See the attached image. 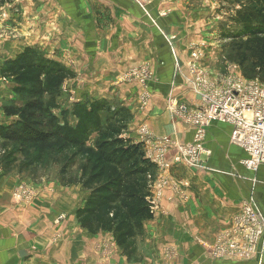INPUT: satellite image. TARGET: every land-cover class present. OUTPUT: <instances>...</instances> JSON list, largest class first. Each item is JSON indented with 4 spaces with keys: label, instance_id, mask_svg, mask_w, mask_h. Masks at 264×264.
<instances>
[{
    "label": "crops",
    "instance_id": "obj_1",
    "mask_svg": "<svg viewBox=\"0 0 264 264\" xmlns=\"http://www.w3.org/2000/svg\"><path fill=\"white\" fill-rule=\"evenodd\" d=\"M187 1L0 0V27L12 25L7 35L0 29V70L24 48L37 49L39 45L47 60L78 72L82 86L76 95L77 104L100 99L121 105L134 116V126L146 121L155 135L168 134L189 142L192 129L173 123L165 111L168 93L189 105L195 103L177 77V70L188 66V43L193 38L185 30L191 22L184 13ZM164 10L167 15L162 14ZM145 66L152 73L147 89L150 102L141 113V88L136 82L122 84L121 75ZM4 91V85L0 86V96ZM206 146L209 150L215 146L222 158L227 156L226 150L234 152L232 159L241 171L238 181L235 177L227 181L233 180L238 186L245 179L253 181V198L264 215V166L250 172L241 165L246 155L230 144L229 128L224 125L208 127ZM207 180L200 176L189 180L185 202L173 199L168 191L164 193L159 212L143 223V232L137 236L142 238L140 264H264V252L253 261H217L202 249V243H212L216 234L230 226L240 210L231 202L240 203L242 198L240 190H205ZM18 182L14 174H0V264H105L99 248L106 238L117 246L112 235L91 234L75 219L76 210L88 197L85 191L51 187L38 193L32 203L17 204L11 192ZM165 248L176 253L173 259L163 256ZM110 260L129 264L117 250Z\"/></svg>",
    "mask_w": 264,
    "mask_h": 264
},
{
    "label": "rangeland",
    "instance_id": "obj_2",
    "mask_svg": "<svg viewBox=\"0 0 264 264\" xmlns=\"http://www.w3.org/2000/svg\"><path fill=\"white\" fill-rule=\"evenodd\" d=\"M6 1L13 2V0ZM187 3L189 5L186 6V10L184 11V13L185 16L191 17V22H186V26L185 20L184 23H182L186 27H184L185 30L191 33L193 37L192 39H189L190 41L188 43V64L190 63V47H197L196 50L200 51L203 48L204 56L201 58L196 67L198 70H203L210 74V77L213 79V81H216V83L223 82L225 78L232 74L239 75L242 79L245 80L264 81V71H259L251 64L249 60L244 59L242 55L244 51L242 40H240L241 38L237 39L242 32V27L244 25V15L253 12L255 6L250 5L248 3V0H188ZM4 14L6 20L8 18L7 10L4 11ZM162 14L167 15L168 11L164 10L162 11ZM2 18H4V16H2ZM11 26L12 25L9 26V24L7 23L5 26H1L0 29L6 30L7 35ZM10 38H7L6 40L10 41ZM27 49L34 50L33 52H37V54L40 55L39 57L50 63V69H62L63 71L70 73L72 76L56 85L54 89H50L47 87V77H45V75H41L40 87H37L34 83L21 82L17 79H14L13 77H10V64L13 61H16L19 56L23 55L25 51H27ZM172 57L173 61L177 63L174 55H172ZM71 65L72 64L69 63V66ZM142 70L143 69H139L136 71L140 72ZM186 71L187 67L185 70L181 68L183 79L186 77ZM123 73L121 75L122 84L136 82V84L141 88L139 99L140 105L138 110L142 113L143 111L147 110L148 104L150 102L149 94L147 91L149 82H147L146 86L143 87L138 80L136 81L131 79L130 81H128L124 79L125 75H129V71H125ZM177 73H179L178 70ZM50 77H52V74ZM183 79L182 83H185ZM45 82L46 84H44ZM80 82L81 78L78 77V72L75 71V69L62 68V66L58 62H56L55 60L53 61V59L51 58L47 60L43 51L40 50L39 45L37 46V49L35 46L24 48L22 52L15 57V59L6 61L3 68L0 70V86L4 85L5 90L4 96H0V133L1 131H8L9 129L13 128L16 129L14 127V124L16 122L25 123L26 119H23L22 114L26 116L29 113L32 115L34 121L41 124V127H34L38 132L41 131L42 128H45L46 131L42 130L44 132L48 133L51 131V129H49V126L46 127L49 121L47 118L48 114L54 116L61 126L64 125L68 128L76 126L78 118L74 112L75 110H77L76 107L79 105L77 104L78 100L76 99V95L82 86L80 85ZM183 87H185V84ZM144 94H146L148 98ZM190 94L192 95V93ZM168 96L169 100H177L172 93H168ZM146 98L147 101H144V103L143 100H145ZM97 102L103 103L108 108L100 110L95 116V120H98L103 126V131L106 129V124L108 123L110 116L114 118L113 113L121 112V114L127 116L126 128L121 134L122 139H128L135 144H143L140 142L141 135L139 134V130L142 126H146L148 130L153 135H155V133L151 131L148 124L145 123L146 121H141L137 126H134V116L126 111V108H122L121 105H114L112 102L108 103L107 101L100 99ZM30 104H39L42 107L40 108V112L36 110H28L27 108ZM91 104L92 103H83L86 109H88ZM165 111L166 114L170 116V119L172 118L173 123L175 122L176 124H182L179 121L180 119L176 117L175 113L171 114L168 111L167 102L165 103ZM155 136L163 137L158 135ZM166 136L173 139V136L171 135L167 134ZM91 139L92 140L90 144L94 141H97V138L95 137H91ZM178 141L180 143H188L187 141H181L180 139ZM26 145L24 149L23 144L8 140L4 141L3 139H0V174H14V176H17L19 178V182L11 192V198L15 203H32L38 197V193L40 194V192H44L45 189L49 190L51 187L56 188L57 190L79 187L83 191H85L87 195L89 194V191H91V189L84 187V185L89 176L90 168L88 169L83 157L78 158L72 165H68V163L56 165L53 162L52 157L57 148L51 146L50 148L46 149L45 156L42 158L41 162L35 163L34 161L36 158L34 159V157H36L37 152L34 148H29V146ZM209 148L211 150L210 155L203 156V164H205L203 167L192 168L187 164L177 163L165 170V175H168L172 179H177L178 181L182 179V183L186 181L188 182V188L184 189L187 195V199L190 188L189 180L193 181L198 176L206 177V179H209L204 182L205 190L225 191L226 189H228L229 192L233 190L238 192V190H240L241 195L239 192L238 193L239 199L242 197L241 202L239 203L240 200L237 199V201L231 202V204L234 205L238 204L236 206L238 210L241 208L244 201H246L250 197L253 198V191L255 190V186L253 187V181L250 182L245 179V181L243 180V182H241V185L238 186V183L233 180L235 177V180L238 181L236 177H238L239 171H241V169L238 167V164L235 163V161L232 159V154L234 152L231 150L227 152L226 150L227 156L222 158L220 157V153L219 151H217L215 146H210ZM148 151H150V149H146L143 144L144 155H146V152ZM173 155L174 151L168 150L165 158L169 160L173 157ZM164 172L162 171L161 173L163 174ZM158 174L159 173L157 172L155 176H158ZM228 177H232L233 180L227 181ZM224 183L225 185H223ZM220 185L222 187H220ZM257 187H259V185ZM169 189L171 188L169 187ZM169 193L172 195L171 191H169ZM171 197L173 199L177 198L173 195ZM172 198L171 201H169L171 203H173ZM239 211L240 210H238V213ZM260 215L262 216V218H264V215L261 211ZM232 222L233 219L231 220V224L228 228L223 229L214 236L212 243H202V249L207 252L212 257V259L217 261H253L256 258V255L250 258L242 256L241 253H246V250H248L249 248V246L247 244L244 245L243 242H236V245L233 246L231 244H226L223 245L222 248H216L218 240L225 237L226 232L231 229ZM101 233L108 234L104 232H100L98 234ZM140 237H136L134 240H132V242L128 245V248L119 247L118 245L117 247L110 238H106L104 240V243L101 242V247L99 248V256L103 260V263L105 262V264H113L110 259L114 257L117 250L119 252V255L123 259H125L127 263L140 264L141 260L143 259L141 249L142 238L140 239ZM231 248H236V250ZM210 249H213L216 253L218 252L222 254L224 258L219 259L217 257H214L211 254L212 252H210ZM169 250L172 249L165 248L162 251V254L164 257L167 256L168 258L173 259L176 253L172 250L170 252L171 254L169 255Z\"/></svg>",
    "mask_w": 264,
    "mask_h": 264
},
{
    "label": "trees",
    "instance_id": "obj_3",
    "mask_svg": "<svg viewBox=\"0 0 264 264\" xmlns=\"http://www.w3.org/2000/svg\"><path fill=\"white\" fill-rule=\"evenodd\" d=\"M248 3L255 7L253 12L244 15L242 32L237 39L242 40L244 59L263 72L264 0H248ZM33 51L27 49L10 64V77L40 87L41 75H45L47 87L54 89L72 76L62 69H50L51 64ZM40 108L39 104H30L27 109L40 112ZM76 108L74 113L78 122L74 127L61 126L54 116L48 114L46 127L49 126L51 131L47 133L42 128L44 131L38 132L34 127H41V124L34 121L30 113L22 114L25 123L16 122V129L1 131L0 139L23 144L24 149L26 144L34 148L37 152L35 163L41 162L46 149L51 146L57 148L52 157L56 165H72L83 157L90 168L84 187L91 191L76 210L75 219L89 233L111 234L119 247L128 248L132 240L142 234L143 223L153 219L147 198L151 195L157 168L145 158L143 144L122 139L126 115L113 113L114 118L110 116L103 131V126L95 120L97 112L108 109L103 103L93 102L88 109L84 105ZM91 137L97 141L90 144Z\"/></svg>",
    "mask_w": 264,
    "mask_h": 264
},
{
    "label": "built area",
    "instance_id": "obj_4",
    "mask_svg": "<svg viewBox=\"0 0 264 264\" xmlns=\"http://www.w3.org/2000/svg\"><path fill=\"white\" fill-rule=\"evenodd\" d=\"M196 49L197 47H190V63L186 77L183 79V73H177V77L180 76L181 80L185 81V88L192 93L195 103L189 105L178 98H168L166 101L168 111L175 113L182 125L192 129L191 141L180 143L177 139L167 136L156 137L146 126L139 130L140 142L146 149H150L145 158L156 166V173H159L153 177L151 195L147 198L153 216L159 212L166 191H171L179 201L187 200L184 189L188 188V182L182 183V180L172 179L165 175L164 171L177 163H184L192 168L203 167V156L210 155L206 146V131L213 124L229 128L230 144L241 149L246 155L241 162L245 169L256 172L260 166H264V81L245 80L232 74L223 82L216 83L210 74L197 69V64L204 56V49ZM142 69L140 72L131 71L124 79L138 80L145 87L152 73L148 68ZM147 98L143 102H146ZM168 150L174 151L169 160L165 158ZM168 200L171 201V198ZM256 204L252 197L243 202L239 213L233 218L231 229L226 232L225 237L218 240L217 249L226 244L233 246L236 242H243L249 246L246 253H241L243 257H261L264 252V218ZM171 251H168L169 255ZM210 252L214 257L224 258L213 249H210Z\"/></svg>",
    "mask_w": 264,
    "mask_h": 264
}]
</instances>
